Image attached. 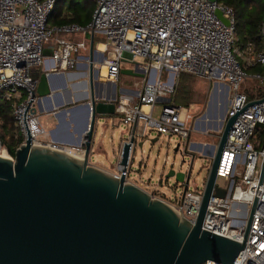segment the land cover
Segmentation results:
<instances>
[{
  "label": "built area",
  "instance_id": "built-area-1",
  "mask_svg": "<svg viewBox=\"0 0 264 264\" xmlns=\"http://www.w3.org/2000/svg\"><path fill=\"white\" fill-rule=\"evenodd\" d=\"M56 1L0 0V92L5 91L10 99L15 94L13 116L24 136L20 145L29 133L35 145L47 146L81 159L85 156L84 139L79 143L54 139L37 111L38 99L33 97L37 81L33 79L32 71L43 64L48 43L52 47L51 58L55 64L73 68L81 57L90 62L89 53L85 55L82 52H90V40L85 36L92 33L94 40H98L94 42V66L101 77L112 81L119 80L123 61H134L137 57L146 60L148 70L153 73L146 78L138 99L123 94L116 104V112L123 114L122 122L133 125L126 140L129 141L134 133L136 141L131 144L127 164L121 163L120 151L117 168L111 172L118 177L125 176L132 183L129 173L137 138L143 137L147 128L167 135L169 141H173V136L187 141L193 131L194 117L183 106L165 103L159 117L153 116L156 104L175 92L173 83L162 81V73L184 72L213 81L221 86L220 92L230 96L226 119L227 116L237 117L217 170L216 186L225 189L226 194L223 197L212 195L202 229L243 242L250 211L258 198L247 248L240 252L234 264H264V180L261 182L264 141L256 145L253 141L257 128H260L258 124H264V101L251 104L264 96L250 100L240 91L248 73L239 60V56L251 54L250 65L259 64L264 68V46L255 55L252 46L246 51L240 50L236 46L234 9L219 1L94 0L96 6L87 26L75 23L51 26L49 18ZM218 11L228 21L227 24L219 17ZM261 31L264 38V20ZM77 34L84 37L81 40L70 38ZM253 75L264 83V74ZM224 85L229 86L228 93ZM141 121L145 122L143 127H139ZM145 142L147 138L143 139V145ZM178 144L181 149V144ZM0 147H4L1 139ZM4 150L8 152L6 147ZM186 150L187 143L183 152ZM142 152H145L144 148ZM168 159L165 158L166 164L171 163ZM220 178L223 185L218 181ZM205 184L203 191H190L188 188L175 202L165 201L178 214L182 212L185 218L195 223ZM151 194L157 197L155 193ZM202 264L223 263L209 260Z\"/></svg>",
  "mask_w": 264,
  "mask_h": 264
},
{
  "label": "water",
  "instance_id": "water-1",
  "mask_svg": "<svg viewBox=\"0 0 264 264\" xmlns=\"http://www.w3.org/2000/svg\"><path fill=\"white\" fill-rule=\"evenodd\" d=\"M218 15L228 23L220 11ZM86 38L90 40L89 65L93 70L94 35L86 33ZM121 72L144 77L131 69ZM32 77L37 81L33 97H50L54 88L51 74L35 68ZM260 101L264 98L251 104ZM87 110L83 159L35 145L29 133L14 157L0 154V264H202L209 260L234 264L247 248L258 198L250 211L243 242L204 230L202 224L212 195L226 194L216 186L217 170L237 116L221 122L218 146L212 145L209 154L200 153L212 156L213 162L198 217L192 223L125 176L118 177L90 163L97 119L115 114L116 103L92 95ZM210 123L218 127L215 121ZM258 127L264 132L263 123ZM126 139L121 144L123 165L136 137L132 133L129 141ZM139 145L143 146V140ZM175 151L180 152L179 144ZM196 161L193 153L189 162L183 158L178 169L173 162L162 177L175 178L184 195Z\"/></svg>",
  "mask_w": 264,
  "mask_h": 264
},
{
  "label": "rangeland",
  "instance_id": "rangeland-1",
  "mask_svg": "<svg viewBox=\"0 0 264 264\" xmlns=\"http://www.w3.org/2000/svg\"><path fill=\"white\" fill-rule=\"evenodd\" d=\"M82 36L83 35H72L70 38L73 40H81ZM97 41L98 40L95 39V42ZM252 57L253 56H251V58ZM134 61L135 62L123 61L121 65V70L131 69L126 67H132L135 64L144 65L145 60L141 57H137ZM151 75L152 71H147L146 78L150 77ZM167 75V72H164L163 78L167 79ZM182 77L184 78L183 80H185L184 84H189V87H191L193 97L195 101H198V104L202 105L205 108H207L208 106L212 107V105H216L218 107V112L220 113L226 106L229 107L228 101L230 99V96H227V98L224 99V96L222 95V99H220V95H218L216 99L217 104H212L213 100L216 97L214 91L216 83L204 77H200L193 74H175V89L178 87L179 80ZM143 79V77L121 72V79L116 83L119 88L124 87L126 89L131 90H139L140 85H137V83L143 82L144 84L146 82V79ZM240 91L247 94L250 100H255L259 97L264 96V83L261 82L260 78L255 77L253 74H248L246 79L241 84ZM1 93L2 94L0 95L2 97L4 96L3 98L5 102H9L13 109V105L16 102V99L14 97L15 94H13L12 98L10 99L7 98V93L5 94V91H2ZM25 97L26 95H24L23 98ZM161 111L162 104L158 103L154 109L153 116L155 118H158ZM227 114L228 111H226V115ZM122 118L123 114L116 112L115 114L107 118L105 117L97 119L95 126V131L97 130L95 138L96 145L102 137L99 132L106 125H108V127L106 128V133L108 134V137L104 139L103 151L99 152L96 150V147L92 148L90 153V163L92 165L97 166L96 164H99L100 166L106 169L112 171L116 170L118 155L121 149L122 141L124 138L128 137L130 130L133 128L132 124L128 125L123 123ZM228 118L229 116H227V119ZM227 119L225 120V122L227 121ZM221 121L223 120L219 119L218 122ZM208 123L209 121L206 122V126L204 128H206V130H208L209 132L214 129L215 125L214 123H212V125L208 127ZM215 123L217 125L216 121ZM144 125V121H141L139 123V127H143ZM217 135H221V132H219ZM144 136L137 138V143L134 151L133 165L129 173L130 180H132L134 183L147 190L148 192L155 193L154 195H157V197L160 196L164 200L175 202L182 196L183 187L175 180V178L166 179L162 177V175L166 174V171L170 169V166L173 162H176L174 166L177 169L179 168V163L183 160V158H185V160L189 162L191 160V155L194 153L196 155L197 161L195 163L189 190L203 191L204 184L208 176V171L213 162V157L210 155L202 156L199 152H195L190 149V145L193 141L201 140L202 135L200 132H196L195 129H193V133L190 136L191 138L189 137L187 141L185 139H180V137L178 136H173V141H169V137L167 135L159 134L157 130L150 128H147V130L144 132ZM109 137H113V139L110 141ZM144 138H147V142H145L143 146H140L139 142ZM154 138H158V140L156 142H153ZM209 140L208 141L210 144H214L217 147L220 139L216 138ZM253 141L255 145L264 141V132L261 128H257ZM178 143L181 144L180 152L175 151V147ZM186 143L188 146V150L186 153L184 152L185 156H183V153H181V151L183 152V148L185 147ZM142 148L145 149V152H142ZM0 154H4L5 156L9 157L11 156L8 152L4 150V147H0ZM165 158H169L168 160L171 163L166 164ZM218 181L221 185L224 184L223 179L220 178L218 179Z\"/></svg>",
  "mask_w": 264,
  "mask_h": 264
},
{
  "label": "crops",
  "instance_id": "crops-1",
  "mask_svg": "<svg viewBox=\"0 0 264 264\" xmlns=\"http://www.w3.org/2000/svg\"><path fill=\"white\" fill-rule=\"evenodd\" d=\"M83 37L84 36H82V38ZM103 47L104 46L101 45V48ZM45 50L46 53L44 62L37 69H39L41 73L48 72L51 74L50 79L54 88L50 97L43 98L37 101V111L41 114L40 119L42 124L48 130L52 131L51 133L54 139L68 143H79L84 139V136L86 134V123L88 120L87 103L91 100L92 95H94L95 98L98 100L107 99L109 101L115 102L116 104L118 97L123 94L130 95L136 100L138 99L137 95L138 92L142 89L143 82H141L142 84L137 83V85H140L139 90H131L126 89L124 87L119 88L116 83L117 81H112L107 78L101 77L100 72L97 71L95 66L92 70L86 57L79 58V60L77 61V65L71 68L66 67L62 63L55 64V62L51 58L52 47L50 43L46 44ZM88 53L90 55V52H82V54L85 55H87ZM100 59L101 58H94V60ZM126 68H131V70L135 72L144 74L143 80L146 79V73L147 71H149L146 60L144 61V65L135 64L132 67ZM103 72L105 73V68H103ZM163 73L162 81L174 84L175 74L167 72V79H164ZM120 79L121 75L119 80ZM183 79L184 78L182 77L179 80L178 87L175 89V92L173 94L166 96V98L160 100L158 103H161L162 106L165 103H170L174 105H180L186 108L189 113H191L194 117L193 129H195L196 132H200L202 135L200 141H193L191 143L190 149L195 152L200 151L199 153L207 152L209 154L212 151V145H214L209 143V139H219L217 134L222 130V121H218L219 119H222L223 121L226 120L227 106L220 113L218 112V107L216 105V107L214 105H212V107L208 106L207 109L202 105L198 104V101H195L193 97L191 87H189V84H184L185 80ZM183 85L185 86L186 92H188L186 97L179 96L178 93ZM220 88L221 86L219 84H215L214 91L216 97L213 100L212 104H217L216 99L218 95H220V99H222V95L224 96V99L227 98V94H225V92H220ZM224 89L227 91V86H225ZM147 108L148 106H145V109ZM107 117L109 116H106V118ZM208 120L212 122L216 121L218 127L208 132V130L204 129ZM210 125L212 124L208 123V127H210ZM107 127L108 125L104 126V128L99 132L102 137L101 140L97 143V145L95 141L97 130L94 131L91 150L93 147H96V150L99 152L104 150L103 142L104 139L108 137V134L106 133ZM112 139L113 137H109L110 141ZM96 165L107 171H112L100 166L99 164Z\"/></svg>",
  "mask_w": 264,
  "mask_h": 264
},
{
  "label": "trees",
  "instance_id": "trees-1",
  "mask_svg": "<svg viewBox=\"0 0 264 264\" xmlns=\"http://www.w3.org/2000/svg\"><path fill=\"white\" fill-rule=\"evenodd\" d=\"M234 9L236 16V46L246 51L252 46L253 54H258L264 46L261 25L264 20V0H218ZM94 0H57L50 15L51 26L60 24H78L87 26L91 21L95 9ZM251 54L239 56L243 69L248 74H264V68L257 64L250 65ZM184 73V72H182ZM179 96H187L185 86L179 90ZM0 94H2L0 92ZM1 96V95H0ZM4 97V96H3ZM0 97V139L11 156H15L16 149L23 140L21 131L15 124L13 109L9 102Z\"/></svg>",
  "mask_w": 264,
  "mask_h": 264
},
{
  "label": "bare ground",
  "instance_id": "bare-ground-1",
  "mask_svg": "<svg viewBox=\"0 0 264 264\" xmlns=\"http://www.w3.org/2000/svg\"><path fill=\"white\" fill-rule=\"evenodd\" d=\"M105 75V73H103ZM4 155V154H3ZM76 157V156H75ZM79 158V157H78ZM81 159V158H80Z\"/></svg>",
  "mask_w": 264,
  "mask_h": 264
}]
</instances>
